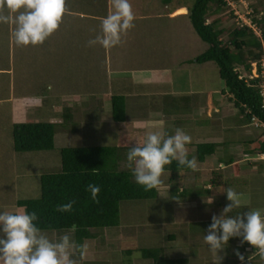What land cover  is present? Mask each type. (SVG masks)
Masks as SVG:
<instances>
[{"label": "rangeland", "instance_id": "374dc122", "mask_svg": "<svg viewBox=\"0 0 264 264\" xmlns=\"http://www.w3.org/2000/svg\"><path fill=\"white\" fill-rule=\"evenodd\" d=\"M89 1L92 0L86 2L73 0L72 2L73 5L78 4L80 11H84ZM99 1L105 2V0ZM146 1L130 0L138 10L136 16L139 15ZM226 1L229 8L225 7V10L209 16L206 23H210L214 18L222 17L221 25L232 27L236 20L235 12L244 17L246 11L254 8L257 10L258 18L261 14L264 15V0ZM152 2L155 5L156 3L161 5L163 17L154 24L152 20L145 23L149 37L146 35L142 38L141 21L137 20V22L134 21V25L137 24L132 30L122 35L121 43L111 49H104L98 44L88 46V39H94L101 30L95 29L93 36L85 35L87 28H83L80 24L84 25V20L79 21L74 17L66 18L64 23L60 24L57 30L59 36L51 38L57 41L52 40L49 43L45 41L42 45L26 47L14 43L11 36L14 26L0 23V213L17 211L19 209L15 205L17 200L38 198L39 176L60 170L59 150L61 148L117 147L118 169L132 172L127 166L129 148L135 146L139 140L143 141L148 131L159 130L161 126L168 135L174 134L176 128H181L191 136V143L187 145L188 158L193 156L194 147L199 143L208 142L218 145L216 152L210 156L208 166L197 164L195 172L181 174V179H176L175 185L182 181L184 186L193 189L194 186H199L200 182L203 184L207 181L208 184L210 172L218 168V161L225 165L224 158L231 157L234 160L233 163L239 166V174H233L231 165L221 171L225 180H230L229 187L240 191L237 193L244 194V201L248 203V206L241 205L228 215L235 217L237 214L247 213L250 209H264V158H248L244 152V148L249 145L247 142L258 137L262 128L255 121L251 124L245 123L243 116L227 100V96L220 94L224 86L214 62L202 64L192 62L208 48V44L199 38L189 20L187 8L193 0H170V3L166 4L169 12L163 11L162 0ZM95 3L100 7L98 1ZM175 10L176 16L171 18L169 13ZM78 26L82 30H79ZM61 28L66 30L63 31ZM256 28L260 29L258 26ZM130 32H133V35L128 37ZM136 32H139V38ZM130 39L135 42L130 43ZM146 41L149 44L145 43ZM137 49L139 53L146 51L147 56L154 59L151 66L169 72V77L172 79L164 76V80L155 82L154 87L162 93L168 90V93L172 95L165 101L168 102L166 109L163 107L165 102L162 97L155 93L149 94L153 91L152 85L140 87L142 94L130 99L132 102L129 110L126 111L128 115L126 120L115 122L109 111L99 108L98 105L101 93H107V87L112 86L106 79L109 75L106 59L120 54L127 60V58L135 57ZM240 71L243 72L242 68ZM95 92L96 94H93L95 98L88 100L91 93ZM188 96L189 101H184L182 97ZM13 97L30 98L36 102V106L30 109L27 118L22 122L54 121L55 135L52 150L40 152L14 150L11 136L12 125L15 123L12 110ZM64 97L76 98L78 103L83 101L82 105L70 109L72 114L68 119H62L64 107L68 104V102H61ZM135 99L140 101L136 102ZM207 103H212L215 108H209L210 105ZM136 105L139 109H136ZM59 106L62 108L58 109ZM150 113L158 115L161 125L157 123L135 128L133 123L147 122V116L150 118ZM127 131H130L132 136L133 134L136 136L135 141L125 143L120 141L121 136ZM255 159L258 163L251 164ZM166 169L161 176L162 184L165 185L168 182L165 177L168 172ZM190 185L192 187H189ZM172 205L173 199L169 194L155 199L122 202L116 227L108 229L109 231L96 230L98 235L95 238L83 240L80 243L73 237L78 244L86 243L89 246L88 254L79 261V264H82V260L90 259V256L94 261L108 260L109 253L112 254L113 259H118L122 257L119 255V248L134 246L136 248L131 258L140 255L137 249L153 248L172 252L174 247H178L185 241L179 232L184 235L186 231L192 230L204 234L210 226L211 222L209 225L188 224V226L176 228L172 224L174 217H180L179 213L185 215L190 210L175 213ZM219 205L216 208L199 205L194 213H189V218L197 221L201 213L204 216V212L210 216L209 220L213 215L219 217L224 208L221 201ZM175 230L178 232L177 238L171 242L166 237L168 234L175 233ZM43 232L50 239H58L57 237L66 233L72 234L69 230ZM108 244L111 245V252L108 251ZM127 259L129 258L125 256L122 261Z\"/></svg>", "mask_w": 264, "mask_h": 264}, {"label": "trees", "instance_id": "16d2710c", "mask_svg": "<svg viewBox=\"0 0 264 264\" xmlns=\"http://www.w3.org/2000/svg\"><path fill=\"white\" fill-rule=\"evenodd\" d=\"M162 2L167 4L170 0ZM225 7L229 8L226 0H193L188 8L193 29L199 38L208 44V48L192 62L197 64L214 62L217 65L224 86L220 94L227 96V100L243 116L245 123L251 124L255 121L262 128L258 137L247 142L249 145L244 148L245 154L264 157V107L260 93L263 81L260 76V63L264 58V15L261 14L258 18L255 8L249 15L252 23L260 28H257L258 32L247 26H239L236 21L232 27H223L222 17L206 23L209 16L225 10ZM252 63L257 65L258 77L251 74ZM242 74L243 77H240ZM121 101L119 97L111 99V117L115 122L124 121ZM70 116V111L65 110L62 119H68ZM53 122L13 124L11 136L14 150L16 152L52 150L55 135ZM216 148L215 143H199L195 146L193 156L197 162L202 163L206 156L216 152ZM117 153V147L61 148L60 170L56 173L41 174L38 198L17 200L16 207L25 209L29 214L35 212L38 219L34 223L43 231H67L75 225V231L71 236L75 237L78 243L95 238L98 235L96 230L109 231L108 229L118 225L119 207L122 202L158 197V188L145 191L143 186L135 182L131 171L118 169ZM224 159L225 166L231 165L235 172L238 170L239 166L233 163V158ZM166 168L168 172L165 177L170 181V191L174 193L177 189L176 179L180 178L183 172L192 170L180 166L177 161H173ZM92 169H98L97 174H92ZM221 172L220 169L211 170L208 183L212 186L223 185ZM90 183L100 187L98 202H94L87 191ZM70 201H75L70 212L56 211L58 205ZM141 252L143 256L153 258L154 264L184 263L181 260L161 258L157 249H143Z\"/></svg>", "mask_w": 264, "mask_h": 264}, {"label": "clouds", "instance_id": "9594fccd", "mask_svg": "<svg viewBox=\"0 0 264 264\" xmlns=\"http://www.w3.org/2000/svg\"><path fill=\"white\" fill-rule=\"evenodd\" d=\"M111 11L100 18V34L88 41V46L100 45L111 49L121 43L122 35L132 29L135 20L130 0H110ZM75 15L66 6V0H0V23L14 26L11 32L18 46L42 45L60 27L65 15ZM191 136L183 129L176 128L168 135L162 128L148 131L142 143L135 144L127 152L128 167L132 170L135 182L145 191L159 188L165 167L177 161L182 167L197 170V159L188 158L187 145ZM98 169H92L97 174ZM211 187V185L209 186ZM87 191L94 202L100 193L96 184H88ZM226 205L219 217L213 215L211 224L204 236L213 261L222 264L224 251L231 238H241L258 250L264 259V209H252L247 213L230 217L234 209L240 208L244 194L237 193L232 187L226 189ZM214 198H209L211 204ZM75 201L58 205L56 211L70 212ZM38 219L35 212L28 213L21 208L15 212L0 213V264H79L89 250L86 243L78 244L70 234L58 239H50L34 223ZM75 225L69 232L75 231ZM234 254L242 262L244 255L238 250Z\"/></svg>", "mask_w": 264, "mask_h": 264}, {"label": "crops", "instance_id": "0c3cea01", "mask_svg": "<svg viewBox=\"0 0 264 264\" xmlns=\"http://www.w3.org/2000/svg\"><path fill=\"white\" fill-rule=\"evenodd\" d=\"M72 1L73 0H66V6L70 10V12L75 13V15H67L66 14L63 17V21H62L61 25L64 23L66 18L74 17V18H77L79 21L84 20V25H82V23H80V24L83 28L84 27H85V29L87 28L86 29L87 33H84L85 35L88 34V36H93L94 35L93 31L95 29L98 28L99 30H101L100 18L105 17L112 10L110 0H105V2L99 1V0L89 1V4H87L88 5L87 9L84 11H80L78 9L79 8L78 4H75L76 5L75 6V5H73ZM84 1L86 2L88 0H84ZM95 1H98L100 3V7L97 6ZM152 1L147 0L146 2L143 3V6H142L143 9L139 11L138 16H136V13L138 12V10H136V7L133 4H131L133 12L135 13V17H136L134 21L135 22H137V20L141 21L142 33H140V34L143 35L142 38H145L146 35H147V37H149V34L146 31L147 26L145 25V23H147L148 21L150 22L152 20V22L154 24L157 20H159L160 18L163 17L161 5H159L158 3H156V5H155ZM78 2H80V0H78ZM167 9L169 10L168 6H166V4H164L163 11L169 12ZM187 9L185 8V10H187ZM169 16L171 18H174L176 16V10L170 12ZM66 21H68V20H66ZM136 24L137 23H135V25ZM77 28H79V30H82L81 27H79V26ZM61 29L63 31L66 30L65 28L64 29L61 28ZM132 33L133 32H130L127 36L130 37V35H133ZM136 33H137L138 38H139V32H136ZM58 36H59V33L57 34V31H56L52 36H50L46 40V42L47 43L52 42V40L54 41L55 39H51V38H57ZM89 40L90 39H88V41ZM139 40H141V39H139ZM55 41H57V40H55ZM133 42H135V41H132L130 39V43H133ZM145 43L149 44L148 41H146ZM79 51H81V50H79ZM88 56H90V54ZM133 56H134V54H133ZM130 58H127V60H125V57L122 58V55L119 54L116 57L106 59L108 61V65H109V71L107 70L108 71L107 73H109V75L106 76V79L108 80V82L109 81L111 82L112 86H111V88L107 87V90H106V91H108L107 93H105V92L101 93V96L99 99V104H98L99 108H102L103 110H108L109 113L111 114V109H112L111 99H112V97L121 98V100H122L121 102L123 104V109H124V121L126 120V117L128 116L126 111L129 110L131 102H132L130 99H133L135 97H139V95L141 96V94H142V90L139 89L140 87L144 88L145 85H152L153 91H151L149 94H152V93L157 94V96H160L163 98V100H164L163 102H165L167 100V98L170 95H172V94L168 93V90H166L162 93L158 88L154 87L155 82H161L162 79L164 80V78H163L164 76H165V78L168 77V79H169L170 75H169V72H167L166 70H162V68L160 69V68H156V67L151 66L152 63L154 62L153 61L154 59L152 57L147 56L146 51H143V52L140 51V53H139V50L137 49L135 57H132L131 59ZM88 62H90V61H88ZM137 62H139V63H137ZM122 63H125V64H122ZM158 69H160V70H158ZM161 72H163V73H161ZM174 76H176V74H174ZM170 79H172V78H170ZM138 89H139V91H138ZM154 91H156V92H154ZM144 93H146V92H144ZM178 93H180V92H178ZM93 94H96V92L91 93V95L88 97V100H89V98H95V96ZM182 98H184L183 99L184 101H189L190 97L188 96V97H182ZM13 99H14L13 100L14 105H13L12 110H13V115H14V122H15L14 124H18L19 122L20 123H27V121L26 122H22V121L27 118L28 112L31 111L30 109H32L33 106H36V102H33L34 100H30V98H23V97L22 98L13 97ZM74 99H73V97L72 98H65L64 97L63 100H61V102H68L67 107H64V110L70 111V109L74 108V106L82 105L83 101H81V103H78L76 101L77 99L76 98H74ZM135 101L138 102L140 100L135 99ZM167 103L168 102H165V104L163 105V107H165L166 109H167V107H166ZM207 104L210 105L209 108H212V109L215 108L212 103H207ZM61 108L62 107H60V106L58 107V109H61ZM165 108H163V109H165ZM136 109H139V107L137 106ZM71 114L72 113L70 112V115ZM16 120H17V123H16ZM147 120H148L147 122L135 121L133 123V125L136 126L135 128L146 127L148 125L149 126L150 125H156L157 123H159L161 125L160 118L158 117L157 114L154 115V114L150 113V118H149V116H147ZM124 121H122V122H124ZM122 133H124V132H122ZM126 133L128 135H126ZM133 133H134V131H133ZM135 138H136V136L134 134L132 136L131 132L127 131L121 136L120 141L123 143H125L127 141L133 142V140L135 141ZM139 143H142V140H139L136 144H139ZM122 146H123V144H122ZM122 146H120V147H122ZM194 151H195V147H194ZM246 155L248 156V158H256V157L261 158V156L252 155V154H246ZM209 159H210V156H206L204 162H202V163L197 162V164L202 165V166L203 165L208 166L207 164L209 163ZM256 159L254 161H256ZM252 162H251V164H252ZM211 166H212V164H211ZM217 167L218 168H216V169H220V170L222 169L223 170V168H226L227 166L223 165L220 161H218ZM192 172H195V171L192 170L191 172H183L182 174H184V173L190 174ZM221 174H222L223 181H224L223 185H221V186H212L210 183L207 184V181H205V182H203V184L200 182L199 186H197V187L194 186V188L192 189V188H188L187 186H184L182 184L183 182L180 181L176 185V188H177L176 191L174 193H172L169 189L170 188V181H168L167 185L162 184L158 188V197L166 196V194H169V196H171V198L173 199L172 209L174 210L175 213H176V211H188V210H190V212H187L185 215H182L181 213H179L180 217H174V220L172 221L173 226L178 228V227H182L183 225L188 226V224H190V225L208 224L209 225V222H211V219L209 220L208 217H210V216L207 215L208 213L204 212V216H202L203 213H201L199 216L200 218L197 219V221H193L192 219H190L189 215L191 213H194V211H196L198 209L199 205L205 206L207 208L209 206L216 208L217 206H220L219 205L220 201L224 207L230 203L227 200L226 192L221 191V188L226 189L227 187L230 186V184H229L230 180L229 181L225 180L224 175H223V171L221 172ZM233 174L238 175L239 174V168L236 172L233 171ZM210 185H211V187H209ZM200 186H202V188H200ZM189 187H192V186L190 185ZM198 189H200V191H197ZM185 190H188L190 193L186 192ZM168 191H170V192H168ZM236 192H240V191L236 190ZM209 198H214L211 204H208ZM198 200H200V202ZM247 204L248 203L243 200L242 205H247ZM193 216H194V214H193ZM105 233H107V232H105ZM194 233H195V235H194ZM177 234H178V232L175 230V233L168 234L166 238L168 240H170L171 242L175 241L177 238ZM182 234H180V232H179V235H181L183 238H185V241L183 244H179L178 247H174V250L172 252H167V251L165 252L162 249H157L159 251V256L163 259L181 260L184 262L183 264H212L213 257L211 255L210 251L208 250V246L204 243V236L207 235V230H205L204 234H201V232H196V231H192V230L186 231L184 235H182ZM241 240H242V237L241 238H231L228 241V245L226 246L224 251L221 253H218L219 255L224 256L222 264H242V262L234 254V251H236V250H238L240 254L244 255L245 261L243 262V264H264V259H262L260 257V255L258 254V250L253 248L251 245H249L246 242L241 243ZM180 245H182V246H180ZM108 246H109L108 251L111 252V249H110L111 245L108 244ZM135 248H136L135 246L132 248H124V249L119 248L120 249L119 255H121L122 257H119L118 259H113L112 254L109 253L108 260H105V261H96L95 260L94 261V260H91L93 258L89 255L90 259L82 260L81 263L82 264H154L153 258L145 257L142 255L141 251L143 249H137V251L140 252V255L138 254L139 255L138 257H134V258L132 257L131 258V256L134 254ZM116 249H118V248H116ZM146 249L154 250L153 248H146ZM135 253H137V252H135ZM125 256H127V258H129V259H127L126 261H122V259H125Z\"/></svg>", "mask_w": 264, "mask_h": 264}, {"label": "built area", "instance_id": "2783aa9c", "mask_svg": "<svg viewBox=\"0 0 264 264\" xmlns=\"http://www.w3.org/2000/svg\"><path fill=\"white\" fill-rule=\"evenodd\" d=\"M227 3H228V1H227ZM235 13H234L235 16H236V20L235 21H236V23L239 26H247V27L252 28L254 31H257V28H256L255 24L252 23V20H251V18L249 16L252 13V11H246V14H245L244 17H241L239 14H237V12H235ZM251 66L254 67L253 68L254 69V72L251 69V74L254 77H258L256 63H252ZM260 67H261V69H260V76L263 79V81L261 83V91H260V93H261V96H262V99H263V107H264V58H262V60H261ZM240 77H243V74ZM261 158H264V157L261 156Z\"/></svg>", "mask_w": 264, "mask_h": 264}]
</instances>
